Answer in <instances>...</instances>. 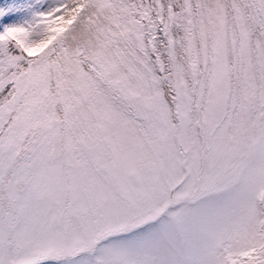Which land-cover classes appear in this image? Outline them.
<instances>
[{"label":"snow or ice","instance_id":"1","mask_svg":"<svg viewBox=\"0 0 264 264\" xmlns=\"http://www.w3.org/2000/svg\"><path fill=\"white\" fill-rule=\"evenodd\" d=\"M0 264H264V0H0Z\"/></svg>","mask_w":264,"mask_h":264}]
</instances>
